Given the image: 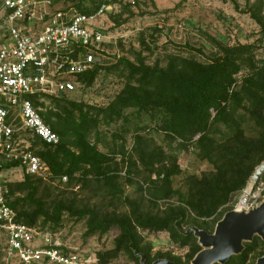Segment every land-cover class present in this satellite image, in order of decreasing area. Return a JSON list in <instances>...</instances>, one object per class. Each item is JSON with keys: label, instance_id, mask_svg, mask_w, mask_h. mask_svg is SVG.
Masks as SVG:
<instances>
[{"label": "trees", "instance_id": "obj_1", "mask_svg": "<svg viewBox=\"0 0 264 264\" xmlns=\"http://www.w3.org/2000/svg\"><path fill=\"white\" fill-rule=\"evenodd\" d=\"M91 1L90 7L77 4L79 12L92 13L103 3L117 0ZM247 5L246 12L260 26L264 37V0H248ZM155 30L159 31L157 27ZM253 49L252 44L222 46L218 55L206 61L173 53L168 55L165 65L157 61L148 64L141 53L136 61L120 57L112 68L125 66L126 83L106 107L98 108L95 115L91 108L85 109L83 103L66 94L60 98L51 97L57 108L66 113L62 118L54 111L40 108L44 106L40 100L45 95L30 96L43 120L61 137L57 145L44 142L36 134L27 137L30 149L49 164L53 178L67 175L71 182L78 180L82 184L94 177L110 186V193L115 197L120 163L110 153L100 150L97 143L89 139V133L99 114L107 120H120L125 118L124 111L129 108L136 109L138 115L144 112L156 119L155 126L168 139H179L184 144L202 148L203 158L212 163L215 170L188 177L186 190L174 189L173 178L181 174L179 159L168 155L162 146L144 149L140 146L142 135L136 134L137 146L132 154L121 159L126 166L127 180L133 182L132 176L141 175L142 170L149 174L156 171L162 177L160 193L153 199L175 198L177 203L166 205L156 213L143 211L136 203L131 205V212L121 214L101 213L89 207L75 209L72 203L63 201H55L49 208L43 199L37 198L44 180L24 174L23 180L8 181L10 204L17 210L18 221L42 230H48L46 226L50 224L56 231L63 223L64 214L69 213L88 218L86 236H102L117 229L114 247L97 252L99 264H109L121 253H126L133 264H140L141 255L149 264L160 258L190 264L203 248L188 229L197 226L213 233L224 216L220 209L247 187L256 169L264 163V63H256ZM190 50L204 54L202 49L190 47ZM104 67L96 65L78 76L79 86L92 85ZM243 69L249 73L240 82L238 74ZM240 109L257 127V135L245 136L241 125L243 114L237 115ZM75 110L79 111V120L72 119ZM69 120L73 125H67ZM221 124L230 132L224 137L226 141L218 144L213 133ZM17 166H20L18 161H4L0 170ZM257 182H264V171ZM140 230L167 232L171 244L181 250L187 249L185 261L171 252L153 253V244L146 242ZM244 246L241 253L232 255L224 264H255L253 261L264 255V240L258 235L244 242Z\"/></svg>", "mask_w": 264, "mask_h": 264}, {"label": "rangeland", "instance_id": "obj_2", "mask_svg": "<svg viewBox=\"0 0 264 264\" xmlns=\"http://www.w3.org/2000/svg\"><path fill=\"white\" fill-rule=\"evenodd\" d=\"M247 1L117 0L110 2L112 10L104 17L106 25L109 27L107 48L110 51L109 57L103 60L105 67L92 85L78 86V90L68 94V97L83 103L85 109L91 108L92 115H95L98 108L106 107L126 83L124 75L127 70H124L125 66L112 67L118 63L120 57L136 61L138 53L145 57L148 64L157 61L165 65L168 55L173 53L206 61L218 55L222 46L252 44L254 45L253 53L256 63L263 64L264 37L260 26L246 12ZM79 3L88 7L93 5L91 0H52L48 12L55 13L59 10L79 12L77 8ZM156 27L159 31L155 30ZM6 29L7 24L4 18L0 17V39L4 37ZM190 47L202 49L204 54L190 50ZM248 73L247 69H243L238 74L239 81L241 82ZM40 101L44 102V106L40 107L43 111H54L62 118L66 117V113L57 108L51 97H43ZM239 114H243L241 125L245 136L257 135L258 129L250 121L245 111L240 109L237 115ZM124 117L112 121L104 119L103 114H99L96 117V125L89 133V139L97 143L100 150L110 153L120 163L121 171L115 183L117 190L115 197L110 193L112 191L110 186H107L103 181H97L94 177H91L90 181L80 184L78 180L71 182L68 178L65 181L58 176L47 180L43 179L44 183L40 185L37 198L43 199L49 208L54 205L55 201H63L65 204L72 203L75 209L89 207L101 213L116 212L120 214L131 212V205L135 203L140 205L143 211L154 213L160 212L166 205L177 203L175 198L153 199L154 195L160 193L162 177L156 171L149 174L142 170L141 175L132 176L133 182L130 183L127 180L128 176L124 171L126 166L121 162V159L132 154L137 146L136 134L142 135L143 140L140 146L144 149L152 150L162 146L168 155L179 159L181 174L173 178L174 189L186 190L188 177L191 175L202 176L206 172L215 170L214 165L203 158L202 148L184 144L179 139H168L162 131L157 129L155 126L157 120L150 115L144 112L138 115L136 109L129 108L124 111ZM72 119L79 120L78 110H75ZM67 125H73L72 120H69ZM227 132L230 130L223 124L219 126V130L214 131L213 134L218 144L226 141L224 137L228 135ZM23 134L26 139L30 136L28 132H23ZM2 173L9 182L20 181L24 178L21 166L4 169ZM247 189L248 192H246ZM263 201L264 182L258 184L257 180L252 177L248 181L247 187L233 196L232 200L220 210L224 215L232 210L249 211ZM87 219V217L78 218L76 215L65 213L63 223L58 230L54 231L49 226L50 224L46 228L59 233L63 243L76 249L84 258L93 261V259H97L98 251L114 247L118 230L114 228L102 236L99 234L86 236ZM140 232L146 242L153 244V253L157 251L171 252L185 261L187 249L181 250L171 244L167 232L143 230ZM5 241V232L0 228V264H4ZM257 259L253 263H256ZM90 264L99 263L97 260ZM109 264H133V262L126 253H121Z\"/></svg>", "mask_w": 264, "mask_h": 264}, {"label": "built area", "instance_id": "obj_3", "mask_svg": "<svg viewBox=\"0 0 264 264\" xmlns=\"http://www.w3.org/2000/svg\"><path fill=\"white\" fill-rule=\"evenodd\" d=\"M52 0H1L7 29L0 39V165L18 161L24 174L53 178L47 162L23 132L57 145L61 137L44 120L32 95L60 98L77 91V78L109 57L104 17L112 3L92 13L48 12ZM264 13V11H263ZM43 96V97H45ZM214 115V110H211ZM67 180V175L61 177ZM0 228L6 235L4 264H90L59 233L18 221L10 187L0 170Z\"/></svg>", "mask_w": 264, "mask_h": 264}, {"label": "water", "instance_id": "obj_4", "mask_svg": "<svg viewBox=\"0 0 264 264\" xmlns=\"http://www.w3.org/2000/svg\"><path fill=\"white\" fill-rule=\"evenodd\" d=\"M264 171L256 169V180ZM198 238V243L204 247L199 251L192 264H224L232 255L239 254L244 249V242L252 241L255 235L264 240V201L249 211H229L216 224L213 233L193 226L188 229ZM140 264H149L144 255H141ZM152 264H177L167 258L155 260ZM255 264H264V255L259 257Z\"/></svg>", "mask_w": 264, "mask_h": 264}, {"label": "bare ground", "instance_id": "obj_5", "mask_svg": "<svg viewBox=\"0 0 264 264\" xmlns=\"http://www.w3.org/2000/svg\"><path fill=\"white\" fill-rule=\"evenodd\" d=\"M261 165H262V164H261ZM261 165L259 166L260 168H261ZM263 166H264V165H263ZM259 167H258V168H259ZM258 168H257V169H258ZM246 192H248V189L246 190Z\"/></svg>", "mask_w": 264, "mask_h": 264}]
</instances>
